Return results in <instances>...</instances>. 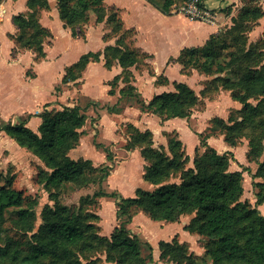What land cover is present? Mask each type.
I'll use <instances>...</instances> for the list:
<instances>
[{
	"label": "trees",
	"instance_id": "16d2710c",
	"mask_svg": "<svg viewBox=\"0 0 264 264\" xmlns=\"http://www.w3.org/2000/svg\"><path fill=\"white\" fill-rule=\"evenodd\" d=\"M147 1L169 14L173 5L182 6L188 0ZM242 1L246 4L233 17V27L241 22L258 25L264 11L260 6L252 7L248 4L257 0ZM104 4L105 0H58L60 18L65 26L72 29L74 35L79 25L86 23L88 13L93 11L97 22L106 20L115 25L116 34L107 33L104 39L117 37L115 45H108L103 51L85 53L68 66L62 83L76 82L83 76L89 63L99 62L104 56L106 68L111 69L116 62L123 68L122 73L110 81L109 93L115 95L119 83H125L120 89L118 103L108 108L110 113H122L126 107L123 102L129 100L141 112L156 115L163 122L174 118L188 121L200 102L196 91L186 82L174 81V91L156 94L146 101L133 84L134 74L131 69L139 64L141 58L151 56L132 46L133 40L128 41V38L134 36V30L125 29L117 9L108 15ZM27 6L28 13L14 16L18 35L12 37L16 48L33 51L36 60L44 59L45 41L54 35L41 24L40 11L50 7L49 1L28 0ZM30 29L33 31L27 37ZM223 31L211 36L202 47L184 49L177 59L182 65L183 74L189 75L192 69L198 67L206 75L233 70L235 76H238L236 81L230 77L223 78L222 86L231 91L233 99L242 103L243 108L227 121L220 117L213 118L211 126L205 130L206 134L199 133L200 145L206 148L204 153L199 154L197 147V155L189 165L190 155L177 131L166 133L167 149L155 145L152 130L142 131L136 125L125 124L126 127L132 126L135 132L134 135H128L125 149L140 150L147 162L143 177L155 186L153 190L139 187L136 195L129 197L116 190L107 191L104 184L113 175V166L103 165L98 169L94 168L91 160H75L69 156V152L80 144L84 134L82 129L87 123L85 110L79 105L63 106L56 111L44 110L39 114L42 122L38 132L27 125L32 115L20 123L0 121V131L39 157L51 170L43 173L38 181L48 191H53L51 195L56 199L54 207L46 206L44 209V224L40 230L29 235L33 230L37 201L17 189L13 178L1 184L3 173L0 170V232L4 231L3 226L7 223L15 225L19 231L27 232L19 239L8 238L0 243V264H53L57 261L58 264H83L82 258L86 264H153V245L132 233L130 225L134 217L144 213L151 220L165 224L180 222L183 215L194 212L195 216L184 229L203 238L204 255L191 251L188 244L182 243L176 235L172 240L159 241L161 261L200 264V261L209 259L212 264H264V215L257 206L242 200L245 170H230L234 153H221L208 143L211 136L221 133L226 143L238 147L243 138L247 137L248 161L263 154L264 51L246 48L238 51L235 48L230 54L224 55L221 49L228 50L231 45L219 46ZM190 55H201L206 60L197 67L192 65L190 69L189 64L193 60L189 58ZM166 81L167 84L169 81ZM252 99L257 103L251 102ZM91 102L99 112L100 103ZM95 144L103 148L107 158L112 160L109 148L102 143ZM89 169L94 171L91 175H88ZM178 174L180 183L167 182L171 176ZM255 176L263 178V182L255 181L256 187H259L256 204L261 205L264 203V161L259 164ZM90 183L99 185L98 191L94 193L95 198H109L116 203L118 224L111 236L99 233V215L89 208L85 210L83 206L72 208L62 205L57 197L58 190L67 184L87 186Z\"/></svg>",
	"mask_w": 264,
	"mask_h": 264
},
{
	"label": "rangeland",
	"instance_id": "374dc122",
	"mask_svg": "<svg viewBox=\"0 0 264 264\" xmlns=\"http://www.w3.org/2000/svg\"><path fill=\"white\" fill-rule=\"evenodd\" d=\"M52 1L55 3L57 0ZM5 2L6 0H0V4ZM261 2L262 0H260L259 3ZM248 4H250V6L252 7L259 6L258 3ZM104 5L108 15L113 12L112 10L114 8L108 7L106 4ZM7 9L8 16L10 13L9 6H7ZM95 15L96 14L93 11H90L88 18L91 20L95 17ZM6 17L4 16L3 20H0L1 56L7 55L8 49H10L12 43L14 44L15 42V39H13L12 36L18 35L17 28H13L10 29L6 34L7 39L10 38L12 41L10 39H5L3 31L10 27L11 24L9 18L7 17L6 19ZM59 21L61 23L60 19ZM60 23L57 22L53 25H50V28L55 33V39L53 37L51 39H46L45 41V47H48L52 46L55 40V45L53 47L47 48L50 58H53V56H56L57 54L60 55L56 60L54 59L50 61L52 63H50V66L48 68L47 76L45 77L46 80L43 86L48 85L51 82L47 78H55L57 74L59 75L62 66L74 55L79 52L85 53L89 50L96 51L99 49V45L101 42V38L99 37L101 28L98 25L89 29V40L88 42H83L82 40H71L70 34H68L63 24ZM84 24L79 25L80 28L77 29L79 34H81L82 36H84L83 34L86 27V24ZM263 25L264 23H259L258 25H256L252 23L246 24L241 22V24L236 27H233V24H231L229 27L224 28L222 35H220L221 43L219 42V46H223L226 44L231 46H229L228 50L221 49L222 53L224 55L230 54L231 51H234L235 48V50L238 51L245 48L254 49L257 52L260 50L264 51V30H262ZM107 26L109 30L108 35L116 34L114 32V24L107 23ZM231 27L233 29H231ZM32 31L33 29H30L28 31L27 37H29ZM130 40H133V36L128 38V41ZM17 48L15 47L13 55L18 54L19 52L26 51L25 49L19 48V50H17ZM111 53L117 54L115 51H112ZM163 58L164 55L160 54L157 58V61L154 63V67L158 72L161 69L159 74L152 72L154 70L152 60H149L148 58H141L139 64L135 66V70H133V82L135 81L138 92H141L142 95H145V93L156 94L158 91H171L173 89L175 90L174 84H171V82H173L174 80L187 81L190 86L196 91L200 98V102L194 108L191 118L188 121L174 122V124L171 125V127H179L183 131V141L186 151L190 155L191 161L189 165H191L194 157L197 155L195 148L198 146L199 154L204 153L206 150L205 147L201 145L199 146V133L201 132L203 133V135L206 134L205 130L211 126V120L213 118L220 117L227 121L231 115L236 114V111H239L243 108L242 103L233 99L231 91L224 89V87L222 86L223 78L230 77L232 78V80L236 81L238 79V76H235L236 74L233 72V70H229L228 72L223 74L206 75L205 73L199 71L197 67V65H201L206 60V58L201 55H190L189 58L193 59L191 61V64H189L190 69L192 65L197 68L192 69L189 75H181L179 68L175 69V71H170V76L167 75L170 78L169 81V79L166 77V71H163ZM173 63L175 64L174 61ZM29 74H34L33 68L30 69ZM99 74V76H101V73ZM153 74L157 76L159 75L158 81L161 84L166 85V79H168L170 85L155 87L154 81L157 79V76L154 78L152 76ZM18 78H20V76H18L16 79L15 77L12 78L13 81L16 82L13 85L18 83L21 84ZM58 87V89H54L53 91V94L57 97L51 98L48 95L47 100H49L47 104L41 106L37 114H41L44 110H61L63 106L74 107L75 105H79L80 107L84 108L85 114L87 116V123L82 129L84 130V134L81 137L80 144L69 152V156L75 160H91L93 162L94 168L98 169L103 165L113 166V177L104 184V187L107 191H121L123 194H125L124 196L129 197L135 196L136 194L127 195V193L129 191L136 192L137 188L139 187L153 190L155 186L152 184L149 185V183L146 182L143 177L147 162L144 160L141 153L139 152L138 154L136 152H131L125 149V146L128 145V135H130V133L132 135L135 134V132L132 130V126L129 125L126 127L125 124L131 123L133 125H136L138 128L139 126L142 128H154L157 131V147H161L163 145L161 143H167L168 137L166 134L167 132H164V128H162L163 130L161 129V127L159 128V126H161L158 125L159 121L151 118L150 116L144 117L143 114H140V112L134 109L138 108V106L134 102H130L129 100H127V102H123V105L126 106L125 109L127 108L128 110L129 108V110H126V112H124L125 114H123L122 117H115L112 115L110 119H106L108 120V122H106L104 127L107 130L108 134H102L99 127L101 114L95 109V107L92 105V102L89 99H84V101L81 99L79 103H76L77 95L72 94V92L70 93V89H67L68 87L72 88L71 85L60 84ZM251 102L255 104L257 103L253 99L251 100ZM106 106H108V104H105V107ZM15 121L18 122V120ZM175 121L179 120L176 119ZM165 131H172V129H166ZM136 136L137 135H135L134 137ZM216 136L221 139L219 136H222V134L218 133ZM6 137L13 143L9 144L8 142L7 146H0V170L3 173L1 184L5 183L8 178H13V184L17 189L23 190L26 195L37 201V204L35 206V220L33 223V230L32 232L28 233L29 235H31L32 233H36L38 230H40L41 226L44 224L43 212L46 206L54 207L56 204V199H54L51 195L53 191H48L44 184L38 181L43 173H45L46 171L51 172V170L48 169L45 166L44 162L31 151L18 145V143L15 140L11 139L9 136ZM111 140H113L112 143ZM95 143H102L107 148H109V150L112 152V160L108 159L104 149L98 148ZM248 143L249 138L244 137L242 143L240 144L241 148L238 149L236 153H234V160H232L231 162L230 170H245L243 176L244 195L242 197V200L249 201L253 206H257L260 212L264 215V203L261 205L256 204V194L259 191V187H256L255 185V181L263 182V178L257 177L255 176V174L258 171L259 164L264 161V152L263 154L261 153L258 156H254L252 160L248 161L246 155L247 151L249 150ZM262 143L264 144V140L262 141ZM224 144L229 146L226 142H224ZM219 151L222 152L221 150ZM93 172L94 171H91V169H89L88 175H91ZM167 182L180 183L181 179L179 178V174L171 176ZM98 189L99 185L94 183L87 184V186L67 184L62 189L58 190L57 197L60 204L62 205H68L72 208H79L80 206H83L85 210L89 208V210L99 215L100 219L97 222V225L100 227L99 233L101 235H106V233H109L112 229V231H114L115 227L118 224L117 207L113 199L100 197L95 198L94 193L98 191ZM88 197H90L89 200L84 202L83 199ZM143 215L148 218V216H146L145 214ZM194 216L195 212L185 214L182 216V221L184 219H189L190 222ZM148 219V222L145 221L143 223V236L141 235L142 233H137L132 229L131 230L133 234L139 235L142 239L145 240L147 238L153 246H156V249L158 251V243L160 240H172V238L180 232V237L178 236V238L182 243L188 244L190 250L195 252L196 254L198 253L199 255H204L205 248L203 238L198 234H192L189 231L180 228V224L182 221L165 224L161 223L160 225H158L160 222L151 220L150 218ZM3 227L4 231L0 232V243H4L8 238L19 239L23 237L25 233H27L22 230L19 231V229L15 227V225H12L10 223L4 224ZM112 231L106 236H111L113 233ZM24 239H26V237H24ZM102 258L105 259V255H103ZM81 261L83 264H86L85 259L82 258ZM200 262V264H212V261L209 259ZM53 264H58V261L53 262Z\"/></svg>",
	"mask_w": 264,
	"mask_h": 264
},
{
	"label": "crops",
	"instance_id": "0c3cea01",
	"mask_svg": "<svg viewBox=\"0 0 264 264\" xmlns=\"http://www.w3.org/2000/svg\"><path fill=\"white\" fill-rule=\"evenodd\" d=\"M48 1L50 7L48 9H43L40 11V22L43 26L51 30L55 39V33L50 28V25H53L54 23L57 22L60 23L59 19L61 20L60 13L58 10V0L55 3L52 0H48ZM202 1L206 9L211 11V13L214 16V20L211 23L204 22L201 20H194L189 18L183 13L175 11L176 10L175 5L171 7L169 14H167L156 8L147 0H105V4L108 7L117 9L119 11L121 18L124 21L125 29L134 30L132 46L134 48H137L141 52L150 55L151 57H149L148 59L152 60L153 67H154V63L157 61L158 56L160 54L164 55L163 71H166V77L170 81V78L168 77L170 76L169 73L170 71H175V69L179 68L180 74L184 75L181 72L182 65L177 61V59L181 55V52L186 48H199L205 45L206 42L211 38V36L218 34L221 30L233 24V17L237 16L240 10L246 4L243 3L242 0H202ZM27 2L28 0H6L5 3H2L3 7L5 8V13L0 20H3L4 16L5 17L7 16L8 13L7 6H9V10H10V13L7 17L9 18L11 24L10 27H8L6 30L3 31L6 40L10 39V38L7 39L6 36L7 32L10 29L13 28L16 29L13 20L14 16L20 13L29 12ZM259 2L260 0H257L255 3H258V5L264 11V0H262L261 3ZM96 19H97L96 15L91 20L87 16V21L85 23L86 25L84 24L86 26L85 32L83 34L84 36L79 34L77 30L80 27H78L75 30L76 34L74 35L72 29L70 27L65 26L62 20L60 24H63L64 28H66L68 34H70L71 40L73 41L82 40L83 42H88L89 40L88 39L89 29L98 25L101 28L99 32V37L101 38V42L99 45V49L96 51H103L106 48V46L115 45L117 37L104 39V35L109 32L107 28L108 27L107 21L105 20L103 22H97ZM260 23H264V16L260 19ZM262 30H264V25ZM54 45H55V40H54V44L48 47H53ZM15 47L16 44L14 42V44L12 43L10 49H8L7 51L8 53L6 56L0 55V121L4 123L7 122L20 123L23 121L25 116L32 115L27 125L35 132H38L42 119L38 115L39 113L37 114V112L38 110H40L41 106L47 104L49 100V99L47 100L48 95L51 98L57 97L56 95L53 94V91L60 84H63L62 79L65 74V69L68 66L72 65L73 63H75L76 61H78L83 54L93 50H89L85 53L79 52L76 55H74L69 61H67L62 66L59 75L57 74L55 78L54 77L47 78L51 82L48 85L43 86L46 80L45 77L47 76L48 68L50 66V63H52L50 61L54 59L56 60L60 54L59 55L57 54L56 56H53V58H50L49 53L47 51L48 47H45L46 57L41 60H36V55L33 53V51L30 50L19 52L18 54L13 55ZM173 61L175 62V64L173 63ZM31 68H33L34 70L33 75L29 74ZM131 70L132 71L135 70V66ZM122 71L123 68L118 62H116L111 69L106 68L104 56H102V59L99 62H91L88 64L86 70L83 73V76L80 79H78L76 82L68 83V85H71L72 88L68 87L67 89L68 90L70 89V93L72 92V94L77 95L76 103H79L81 99L83 101L84 99H89L90 101H95L100 103V107L98 108L101 114L99 120V124H100L99 127L102 134H108L107 130L104 127L106 122H108V120L106 119H110L112 115L115 117H122L123 114H125L124 112H126L127 110L126 108L122 113H118V114L110 113L108 111V108L110 106H113L116 103H118L120 98V89L125 86V83L121 81L119 83L118 89L116 90V94L111 95L109 93V91L111 90V86L109 83L117 75H120ZM152 72L159 74V72L155 69V67ZM99 73H101V76H99L100 75ZM18 76H20L21 78V79L18 78L21 84L17 82L19 85L18 84L13 85L16 82L13 81L12 78L15 77L16 79ZM152 76L155 78L157 75L153 74ZM158 77L159 75L157 76V79L154 81L155 87L156 86L163 87L170 85L169 82L166 85L161 84L158 81L159 80ZM174 81L188 83L187 81L184 80H174ZM174 81L171 82L172 85ZM133 84L135 85V81L133 82ZM166 91L168 92L170 90H166ZM166 91H158L156 94H160ZM171 91H174V89ZM156 94L145 93V95L142 96L146 101H149ZM105 104H108V106L105 107ZM134 109L140 112V114H143L144 117L150 116L151 118H154L157 121H159L158 125H161L159 126V128L160 127L161 129L164 128V132L170 133L175 131L176 129V131L179 133L180 138L183 140L184 137L183 131L179 127H174V126L171 127V125H173L174 122L187 121L186 119L174 118L163 122L156 115L143 113L138 108H134ZM176 119H178L179 121H175ZM15 120H18V122ZM139 128L141 130H147V129L152 130L154 133L155 145L158 146L157 131L154 128L152 127L142 128L140 126ZM166 129H172V131H165ZM6 136L8 135L4 131H0V146L2 147L7 146L8 142L9 144L13 143ZM219 137L221 139H219L217 136H211L208 139V143L211 146L215 147L218 151L221 150L222 151L221 153L226 151H231L233 153H236V151L241 148V146L231 147L228 143L227 144L229 146H227L224 144L225 142L224 136L222 135ZM112 141L113 140H111V143ZM161 144H163L162 146L167 147L168 139L166 144L165 143H161ZM197 147L195 149H197ZM131 152H136L139 154L140 151L136 149ZM112 177L113 176H111L110 179H112ZM133 192L129 191L127 195H134L135 191ZM143 214L144 213H139L134 217L133 222L130 225V228L134 232L142 233L143 223L145 221L147 222L149 221L148 219L149 217L147 218ZM180 221H182V218ZM188 222L189 219L188 220L184 219L180 224V228L184 229V227L188 224ZM161 223L162 222H160L158 225H160ZM109 233H106V235H108ZM179 233H177L176 235L180 237ZM141 235L143 236V233ZM145 240L149 241L147 238ZM153 247H154L153 264H173V263H164L163 261H161L160 250L158 251L156 249V246Z\"/></svg>",
	"mask_w": 264,
	"mask_h": 264
},
{
	"label": "built area",
	"instance_id": "2783aa9c",
	"mask_svg": "<svg viewBox=\"0 0 264 264\" xmlns=\"http://www.w3.org/2000/svg\"><path fill=\"white\" fill-rule=\"evenodd\" d=\"M203 1L202 0H188L186 1L182 6H176V10L180 13L185 14L186 16H188L191 19L194 20H201L204 22H213L214 20V16L211 13V11H209L208 9H206V7L202 6ZM4 7L1 4L0 5V19L3 17L4 15Z\"/></svg>",
	"mask_w": 264,
	"mask_h": 264
}]
</instances>
